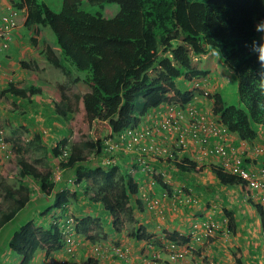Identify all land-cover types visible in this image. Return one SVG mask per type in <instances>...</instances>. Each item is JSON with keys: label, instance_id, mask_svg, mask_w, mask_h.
Returning a JSON list of instances; mask_svg holds the SVG:
<instances>
[{"label": "trees", "instance_id": "trees-1", "mask_svg": "<svg viewBox=\"0 0 264 264\" xmlns=\"http://www.w3.org/2000/svg\"><path fill=\"white\" fill-rule=\"evenodd\" d=\"M18 4L27 7L25 24H33L36 31L46 26L52 32L59 52L53 51L49 61L81 89L67 92L60 84L58 99L53 101L55 113L68 118L74 133L67 143L65 162H60L58 144L51 150L52 165L41 167L22 156V141L15 143L12 164L22 178L38 182L45 196L54 192L52 167L60 162L63 179L59 182L72 179L69 184L80 189L87 202L108 212L116 231L125 221L134 224L142 203L146 206L145 202L154 199L159 203L168 199L166 193L173 192L163 180L164 172L153 176L147 172V162L136 160L119 146L112 152L105 148L109 139H119L124 130L138 125L149 110L164 102L170 90L183 104L189 103L191 91L176 86L180 79L213 74L219 91L212 96L211 108L229 132L252 142L263 131L264 65L258 59L259 48L256 52L252 45H259L264 37L255 28L264 20V0H62L58 13L42 0H19ZM84 4L96 7L95 11L84 9ZM8 89L21 98L41 93L35 86L29 91ZM233 91L237 103L226 105L222 94ZM106 158L113 161L105 164ZM256 161L252 168L264 166ZM195 165L185 160L175 167L197 172ZM68 170L70 175H66ZM211 171L221 183L241 184L220 162L212 165ZM142 174L153 178L157 194L142 190ZM83 182L84 186H78ZM65 191L53 193L47 211L68 208ZM178 194L184 196L186 191ZM29 196L27 184L13 186L0 180V229L26 205ZM258 211L264 228V213ZM73 219V230L87 241L106 238L100 218L85 215ZM129 235L148 237L142 226H133ZM166 239L187 243L174 232L166 234ZM65 240L58 222L41 228L28 218L10 235L8 248L21 257L19 264H29L36 248L44 246L48 255L59 250ZM235 261L242 264L236 254ZM72 264H97V259L87 257Z\"/></svg>", "mask_w": 264, "mask_h": 264}, {"label": "crops", "instance_id": "crops-1", "mask_svg": "<svg viewBox=\"0 0 264 264\" xmlns=\"http://www.w3.org/2000/svg\"><path fill=\"white\" fill-rule=\"evenodd\" d=\"M18 1L0 0V17L11 10H15L17 13V25L10 33L7 45L1 44L0 40V127L13 144L16 143L14 139L17 136L22 137L21 139L24 138L25 143H31L38 137L44 138L42 144L48 148L49 156L51 154L50 145L69 142L72 136L68 118H61L54 111L53 101H56L55 94L58 95V91L56 89L54 94L52 91L53 82L50 80L58 78L59 75L54 72V68L57 67H54L49 59H52L54 54L52 47L55 46V39L46 26H41L36 31L33 24H25L27 7L18 4ZM48 31L51 32L53 38L50 37ZM62 74L65 76L63 72ZM201 80L203 86L212 96L218 92L217 80L212 74L201 77ZM209 80L212 88L206 85ZM180 81L182 82L180 83ZM69 85L74 86V89L69 92H81L76 84L72 85L69 82ZM193 85V80L183 81L180 79L176 86L183 91H191L189 103L203 109L206 108V105L211 108L210 101L194 91ZM10 86L25 91H29V87L35 86L41 89V93L21 98L8 89ZM173 92L170 90L166 94L167 99L159 107H163L170 101ZM152 112L153 109L142 117L138 124L147 122L148 115ZM25 130L26 132H24ZM226 137L228 144L235 148L236 153L244 157L247 166L257 165L256 160L261 164L264 163V129L252 142L240 139L235 133H229ZM159 140L167 142L160 137ZM255 145H259L260 152L254 150ZM35 147L33 149L37 151ZM140 150L129 155L135 157L136 160L147 162L151 166L154 164L161 172L166 174L170 172L173 176L166 178L173 182L170 186L171 189L176 190V187L181 186L180 188L183 187L186 194L190 193L191 195L187 197L179 195L180 206L165 204L169 199L163 200L162 204H165L163 205L165 209L159 214L156 211H150L142 203L140 210H136L134 224L128 223V227L121 225L119 231L112 227L111 216L103 207L87 201L85 206L78 203L75 207L71 206L74 214L68 208L72 213V218H81L85 215L100 218L107 234L106 238L91 243L72 230L59 250L46 255L44 246L36 248L29 264H72L74 261L81 262L87 257L97 259V264H146L142 261L141 255L157 251L163 246L166 234L173 232L187 239V243H185L186 256L181 262L173 264H236L235 254L240 258L242 264H264V228L258 211L261 209L264 213V204H257L255 199L250 198L247 190L240 183L231 185L218 180L211 171L212 165L219 162L218 157H211L202 165L197 164L195 166L197 172H182L177 167H173L171 162L151 161L153 159L148 158L142 160L138 156H142ZM185 160L191 162L192 153L182 152L178 163ZM16 171L18 173V168L15 169ZM70 173V170L66 171V175H70ZM11 174L13 175L12 172L8 173L3 169L0 171V178L13 186L26 184L22 181V183L14 185L10 182ZM141 176L142 190L145 191L146 185H149L152 188L150 192L157 194L159 188L155 187L153 178L147 174ZM20 179L23 178L18 173V180ZM32 182L30 180L27 184L28 186L30 184V196L26 205L0 229V264L20 263L21 257L8 248V241L10 235L19 228L23 221L33 218L36 225L42 228L50 224L52 217L62 216L63 213H60L59 210L47 211L52 204L51 198L55 191L62 190L64 192L66 190L70 202H72L71 196L80 197L78 188L70 185L69 182L55 183L54 192L49 196L42 193L38 183ZM73 192L75 194H72ZM191 198H194L195 201L192 202ZM186 200L191 202L187 203ZM197 221L214 223L216 227L213 236L200 241L194 240L190 233L193 223ZM133 226L144 227L148 237L144 239L131 237L129 234ZM112 242L128 252L129 260L125 261L119 255L110 252ZM69 244L73 246L71 252L66 251V246ZM95 246H98L100 253L94 251ZM72 256L76 260H73ZM162 257L161 260L151 264H172L167 261L164 254Z\"/></svg>", "mask_w": 264, "mask_h": 264}, {"label": "built area", "instance_id": "built-area-1", "mask_svg": "<svg viewBox=\"0 0 264 264\" xmlns=\"http://www.w3.org/2000/svg\"><path fill=\"white\" fill-rule=\"evenodd\" d=\"M16 12H9L1 16L0 40L6 46L10 33L16 25ZM193 89L200 90L202 95L209 100V91L203 86L201 77L193 78ZM173 96V95H172ZM228 130L215 115L209 110H204L195 104H183L179 97H171L163 107H155L149 113L147 122L124 130L119 139H109V146L105 149L116 151L118 146L123 152H137L142 149L149 157L174 162L177 155L188 147L193 149L194 162L200 164L206 158L218 156L223 170L237 176L242 184L248 188V196L264 204V166L250 168L243 165V159L234 152V148L226 141ZM159 137L167 140L162 142ZM140 150V152L142 151ZM256 152L260 149L254 148ZM67 148H60V162H65L68 155ZM14 154L13 144L7 140L4 132L0 129V155L8 160ZM108 158L103 163H110ZM58 163L52 170L51 181L57 183L63 178V167ZM72 180H69L71 183ZM244 182V183H243ZM192 202L195 201L191 198ZM149 210L156 211L160 203L151 200L146 202ZM58 222L66 238L73 230L75 224L71 211L67 208L61 211ZM162 213V211H160ZM216 225L208 221L194 222L190 236L200 241L208 239L214 232ZM96 253H100L98 246L94 247ZM110 252L119 255L120 258L129 260L128 252L121 246L112 245ZM185 249L178 240H165L162 248L150 254H142L141 259L146 264L154 263L162 258L165 253L171 263L181 262L185 257Z\"/></svg>", "mask_w": 264, "mask_h": 264}, {"label": "rangeland", "instance_id": "rangeland-1", "mask_svg": "<svg viewBox=\"0 0 264 264\" xmlns=\"http://www.w3.org/2000/svg\"><path fill=\"white\" fill-rule=\"evenodd\" d=\"M43 2H45L47 5H48V7L52 10V11H54V12H56V13H58L59 11H60V9H61V4H62V0H42ZM85 6L83 7L84 9H86V10H88V11H91V12H93V11H95V9H96V7H94V6H89L88 4H84ZM48 29V28H47ZM49 33H50V37L51 38H53L52 37V35H51V32L50 31H48ZM262 35H264V32L262 33V34H260V37H262ZM50 41V40H49ZM51 43V42H50ZM53 48V51H55L56 53H58L57 52V47H55V46H53L52 47ZM54 72H56L59 76H58V78H53V80H50L51 82H53L52 83V91L54 92V94L56 93V89H57V87L60 85V84H64L65 86H66V90L69 92V91H72V89H74V86H70L69 85V81H68V78L66 77V76H64L63 74H62V72L60 71V69H58V68H54ZM213 75V74H212ZM214 76V75H213ZM215 77V76H214ZM182 81H180V83H181ZM206 85H208V86H211L210 85V80H209V82L208 83H206ZM217 85H218V83H217ZM210 88H212V86L210 87ZM76 90V89H75ZM218 91H219V87H218ZM212 95V94H211ZM222 96L224 97V102H225V104L226 105H231V104H234V103H237L236 101H237V99H238V95H237V93L236 92H230V93H226V94H222ZM55 98H56V100L58 99V95H56L55 94ZM204 110L206 111V110H209V106L208 105H206V108H204ZM62 118V117H61ZM70 134L72 133V136H71V138H70V141L72 140V138H73V132H72V130L70 129ZM24 132H26V130L24 131ZM22 137H19V136H17L14 140H16V142L17 141H22V144H21V146H22V148H23V150H22V152H21V154H22V156L25 158V159H27V161L29 160V162L30 163H32V164H34V165H38V166H41V167H49L50 165H52V161H53V159H52V157H51V154L48 156V148H46V145L44 144H42V142L44 141V138H36V139H34V141H32L31 143L30 142H24V138L23 139H21ZM12 139V138H11ZM24 142V143H23ZM34 146H36L35 148L37 149V151H35V149H33V147ZM54 146H51L50 145V153H51V150H52V148H53ZM254 148H258V149H260V147H259V145L258 146H256V147H254ZM13 149H14V146H13ZM15 150L16 149H14V156L16 155V152H15ZM24 152V153H23ZM189 153H192L191 152V150H190V152ZM124 154V153H123ZM123 154H122V156H123ZM141 155L142 156H140V155H138L142 160H143V158H148V159H151V157H149L148 156V154L147 153H145L144 154V156H143V153H141ZM151 161H154V160H151ZM149 164V163H148ZM58 164H55L53 167H52V170H53V168H55V166H57ZM17 167H15L13 164H12V162H11V160H6V159H4L3 157H1V155H0V171L1 170H3V169H5V172H8V173H13V175L10 177V182H12L14 185H17L18 183H22V181H24L26 184H28V181L30 182V180L31 181H33V182H35V184H37L38 182H36V181H34V180H32V179H26V178H23V179H20V180H18V173H17V171L15 172V169H16ZM147 172L148 173H152L153 174V176H155L156 174H158L160 171H159V169L156 167V166H154V164H152V166L150 165L148 168H147ZM165 173V172H164ZM170 176H173L170 172H168L167 174L165 173L164 174V176H163V180L165 181L166 180V183L167 184H169V186H172V184H173V182H170V181H168L167 180V178L168 177H170ZM167 177V178H166ZM175 179V178H174ZM0 180H1V178H0ZM32 182V183H33ZM175 184V183H174ZM81 185V187L82 186H84V182L82 183V184H78V186H80ZM29 187H30V184H29ZM181 186H179V187H176L177 189L175 190V189H171V191L173 192L171 195H169L168 194V192L166 193V196H167V198L169 199V201L168 202H165V204L167 203V204H175V206H180L181 205V201H180V198L178 197V191H181V193L182 192H184V189H183V187L182 188H180ZM152 188L149 186V185H146V189H145V193H148V192H150V190H151ZM79 195H80V197H78V196H76V198H74L73 196H71V200H72V202H70L69 204H68V208H70L71 209V211H72V213L74 214V211L72 210V207L71 206H74L75 207V205L77 206L78 205V203H82L81 205H83V206H85L86 204H85V202L88 200V198H86V196L84 197L83 196V194H82V191L79 189ZM186 195V197L188 196V195H191L190 193L189 194H185ZM191 200V199H190ZM0 201H1V197H0ZM192 201V200H191ZM190 201V202H191ZM186 202L187 203H190V202H188V200H186ZM165 204H162V202L160 203V206H158V209L156 210V212L159 214L160 213V211H163L164 209H165V206H163V205H165ZM53 218V217H52ZM52 218H51V221L50 222H52ZM129 222L128 221H125V223L124 224H122V225H124V227L125 226H127L128 227V224ZM39 227H41V226H39ZM127 229H129V228H127ZM213 236V235H212ZM211 237V236H210ZM209 237V238H210ZM208 238V239H209ZM113 244H115L114 242H112ZM111 243V244H112ZM72 249H73V246H71V244H69L68 246H66V251H68V252H71L72 251ZM184 249H185V251H186V247L184 246ZM72 258H73V260H76L75 259V257L74 256H72Z\"/></svg>", "mask_w": 264, "mask_h": 264}, {"label": "clouds", "instance_id": "clouds-1", "mask_svg": "<svg viewBox=\"0 0 264 264\" xmlns=\"http://www.w3.org/2000/svg\"><path fill=\"white\" fill-rule=\"evenodd\" d=\"M9 12H16L15 10H11V11H9ZM8 12V13H9ZM7 14V13H6ZM17 14V13H16ZM5 15V14H4ZM3 16V15H2ZM0 20H1V17H0ZM0 23H1V21H0ZM16 25H17V21H16ZM15 25V26H16ZM262 26H264V20H262V21H260L258 24H256V26H255V28H256V31H258V32H264V27H262ZM14 29V28H13ZM7 43H8V40H7ZM1 44H2V41H1ZM7 45V44H6ZM252 48H253V50L254 51H256L257 52V48H259V53H260V55L258 56V59L260 60V62H261V64L262 65H264V37H262L261 38V42L259 43V45H256L255 44V42H253V45H252ZM191 80H193V78L191 79ZM194 90V89H193ZM194 91H196L197 93H200L201 95H202V92L200 91V90H194ZM171 97H175V94H174V92H173V96H171ZM209 101H210V103H211V106H212V95L210 94L209 95ZM210 98H211V100H210ZM159 106V105H158ZM154 109V108H153ZM209 109H210V112H212L213 113V111H212V108H210L209 107ZM152 110V109H151ZM150 111V110H149ZM148 111V112H149ZM148 112L146 113V115L148 114ZM214 114V113H213ZM215 115V117L219 120V118H218V116L216 115V114H214ZM220 121V120H219ZM221 122V121H220ZM222 123V122H221ZM223 124V123H222ZM140 124H138V125H136V126H139ZM224 125V124H223ZM226 126V125H225ZM129 128H132V127H129ZM227 128V127H226ZM0 129L4 132V130L0 127ZM128 129V128H127ZM227 130H228V128H227ZM229 133H232V132H229V130H228V133L227 134H229ZM4 134H5V132H4ZM5 136H6V134H5ZM119 137H120V135H119ZM6 138H7V136H6ZM7 140H8V138H7ZM9 141V140H8ZM161 141V140H160ZM226 141H227V137H226ZM11 142V141H10ZM70 142V141H69ZM12 143V142H11ZM67 143H68V141L67 142H65L64 144H60V143H58V145L60 146L59 147V151H60V148H67L68 149V145H67ZM228 143V142H227ZM13 144V143H12ZM13 146H14V149H17V145L16 144H13ZM54 146H56V145H54ZM233 147V146H232ZM234 148V147H233ZM190 150H191V152H192V160H191V162H193V163H195L196 165L198 164V163H196V162H194L193 160H194V158H193V149H192V147L190 146V147H188L186 150H184V151H182L183 153H185V152H190ZM234 150H235V148H234ZM15 152H16V150H15ZM68 152H69V150H68ZM182 152L180 153V154H178L177 155V159L174 161V162H172V161H167V162H171L172 164H173V167H175V165L178 163V158L181 156V154H182ZM234 152H236V150L234 151ZM125 153H128V154H133L134 152H125ZM140 153H143V155L145 154V152L142 150ZM191 154V153H190ZM239 156V155H238ZM12 157H14V154L11 156V158ZM212 157H218V156H212ZM11 158L10 159H8V160H11ZM209 158H211V157H209ZM209 158H206L202 163H200L201 165L202 164H204ZM219 158V157H218ZM151 159H153V160H160V161H164V160H161V159H156V158H152L151 157ZM219 162H220V160H219ZM147 164V168L150 166V164H148V163H146ZM195 165V166H196ZM214 165H216V164H214ZM63 173V172H62ZM63 178V177H62ZM72 180V179H71ZM67 182H69V181H67ZM54 183V182H53ZM244 183V182H243ZM55 184V183H54ZM241 185H244V184H242V181H241ZM245 186V185H244ZM246 190L248 191V188H247V186H246ZM61 191V190H60ZM249 193V192H248ZM263 204L262 202H260L259 200L257 201V204ZM150 211H152V210H150ZM60 213H61V211H60ZM55 218H60V215H56L55 217H53L52 218V222H53V220L55 219ZM216 227V226H215ZM215 227H214V229H215ZM213 234H214V232H213ZM212 234V235H213ZM212 235H211V237H212ZM166 240V239H165ZM180 240V239H179ZM165 243V242H164ZM164 243H163V245H164ZM181 244V246L183 245V247L185 246V243L183 242V243H180ZM163 247V246H162ZM161 247V248H162ZM152 253V252H151ZM145 254H148V253H145ZM150 254V253H149ZM164 256L166 257V259H167V261L168 262H170L169 260H168V258H167V255L164 253ZM185 256H186V252H185ZM163 258V257H162ZM161 258V259H162ZM160 259V260H161ZM171 263V262H170ZM173 264V263H172Z\"/></svg>", "mask_w": 264, "mask_h": 264}]
</instances>
